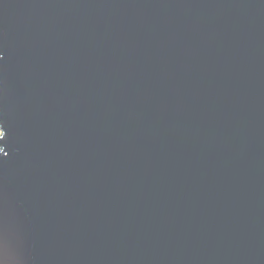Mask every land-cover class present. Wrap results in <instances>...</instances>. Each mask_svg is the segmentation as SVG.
Segmentation results:
<instances>
[{"label": "water", "instance_id": "water-1", "mask_svg": "<svg viewBox=\"0 0 264 264\" xmlns=\"http://www.w3.org/2000/svg\"><path fill=\"white\" fill-rule=\"evenodd\" d=\"M0 264H264V0H0Z\"/></svg>", "mask_w": 264, "mask_h": 264}, {"label": "snow or ice", "instance_id": "snow-or-ice-1", "mask_svg": "<svg viewBox=\"0 0 264 264\" xmlns=\"http://www.w3.org/2000/svg\"><path fill=\"white\" fill-rule=\"evenodd\" d=\"M0 131H2V132H3V139H4V137H5L6 133H5V130H4V128H3V126H2V125H0ZM0 140H2V139H0Z\"/></svg>", "mask_w": 264, "mask_h": 264}]
</instances>
